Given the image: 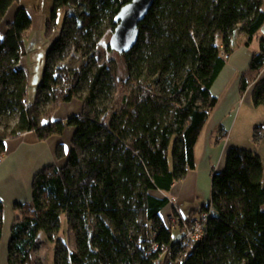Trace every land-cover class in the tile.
<instances>
[{"label":"trees","instance_id":"trees-1","mask_svg":"<svg viewBox=\"0 0 264 264\" xmlns=\"http://www.w3.org/2000/svg\"><path fill=\"white\" fill-rule=\"evenodd\" d=\"M131 1L53 0L44 37L59 35L34 106L30 72L17 69L28 57V10L20 7L0 36V159L6 141L24 133L47 142L76 130L69 156L63 145L56 148L66 164L39 171L31 201L16 203L9 264H30L41 232L54 245L53 264H264V164L257 154L228 150L224 170L212 174L211 202L184 218L191 224L211 213L207 235L194 248L173 239L161 216L170 201L157 196L197 167L195 147L219 104L211 90L225 55L250 48L261 34L250 71L264 68V0H157L139 26L137 46L120 55L130 88L117 111L114 80L95 57L99 48L114 52L107 38ZM19 3L0 0V24ZM70 50L81 56L77 67L75 57L66 62ZM241 85L244 93L250 86ZM252 95L254 107L264 106V80ZM73 100L83 103L82 112L55 123L61 105ZM228 136L220 126L217 142ZM4 211L0 200V244ZM63 216L76 252L59 238Z\"/></svg>","mask_w":264,"mask_h":264},{"label":"crops","instance_id":"crops-1","mask_svg":"<svg viewBox=\"0 0 264 264\" xmlns=\"http://www.w3.org/2000/svg\"><path fill=\"white\" fill-rule=\"evenodd\" d=\"M42 1L20 0L18 5L13 6L8 11L6 19L0 24V36L7 34L8 25L15 20L20 7L26 8L32 16L33 29L31 34L33 36L44 34L45 25L52 13L54 4L53 0H47L46 6H42ZM251 48L252 46L247 48L243 45L236 49L227 61V65L219 78L213 84L211 93L219 99V104L215 107L216 109L211 114L207 125L202 130L195 147L196 169L189 172L188 177L182 183L175 184L171 192L167 194L157 193L158 197L167 198L170 204L172 200H175L183 217H188L195 209L211 202L212 174L222 172L226 166L225 161L228 153L226 140L228 137L217 142V132L220 126L228 131L227 118L234 111L235 104L243 99L241 78L246 73H252L250 64L255 53L251 51ZM82 110L83 103L73 100L61 105L53 121L55 123L66 121L73 115H79ZM75 131L73 128H68L63 135L51 137L47 142H41L35 133L30 132L6 141V154L0 164V200L5 207L4 231L0 244V264H9L8 248L12 227L17 218L16 203L25 204L31 201L32 182L39 171L48 168V166L59 168L66 164V160H57L56 148L58 145H63L66 154L69 156ZM170 204L162 210L161 216L170 212Z\"/></svg>","mask_w":264,"mask_h":264},{"label":"rangeland","instance_id":"rangeland-1","mask_svg":"<svg viewBox=\"0 0 264 264\" xmlns=\"http://www.w3.org/2000/svg\"><path fill=\"white\" fill-rule=\"evenodd\" d=\"M47 0L42 1V6H46ZM45 9V8H44ZM66 11V10H65ZM63 11L60 15V22L62 23L64 19V12ZM51 14L49 16L48 21L51 19ZM47 21V22H48ZM59 34L58 32L55 33L54 36ZM31 34L27 41L31 40ZM44 36V34L39 35ZM261 34L255 38L254 44L252 45L251 51L255 53L260 48V39L259 37ZM34 37V36H33ZM53 39V38H52ZM50 39V41H52ZM110 36L107 38V42L109 43ZM77 58V61L71 64L72 68L77 67L81 63V56L78 53H75L74 50H70L66 55V62L71 63L72 58ZM96 66H105L108 68L111 79H113V85L115 86L116 95V108L117 111H120L124 107V96L127 93V89L130 88L128 83H126V72L125 68H123L122 61L123 56H120L117 52H110L107 53L105 48H99L96 53ZM231 58V57H230ZM229 58V59H230ZM228 59V60H229ZM24 68L26 71L29 72L30 69V61L28 57H24L21 59L20 68ZM249 84V88L247 91L241 92L243 99H241L237 104H235V109L228 116L227 122L229 123V136L227 138V151L231 148H240L245 151H250L258 156L261 157L262 162L264 164V106L254 107L253 105V91L256 86L257 82L264 80V68L259 72H250L246 73L245 76L241 78V82L245 81ZM11 121V120H10ZM15 120L11 121L13 125ZM2 123L0 124V130L2 127ZM260 127L261 132V139L257 142L254 139L256 129ZM202 141V140H201ZM202 143V142H201ZM166 214H163V218ZM173 239L175 241H180L184 238L182 232L179 229H173ZM59 238H63L67 241L68 247L71 249L72 252L77 251L76 247V237L74 234H71L66 226V216L62 217V230L60 232ZM54 256H55V249L54 245H49L46 242L45 234L43 232L39 235L38 246L35 251L32 253L31 263L30 264H53L54 263Z\"/></svg>","mask_w":264,"mask_h":264},{"label":"water","instance_id":"water-1","mask_svg":"<svg viewBox=\"0 0 264 264\" xmlns=\"http://www.w3.org/2000/svg\"><path fill=\"white\" fill-rule=\"evenodd\" d=\"M157 0H132L119 13V23L109 40L108 46L118 54L129 53L139 41V26L150 13ZM264 34V29L262 30ZM54 41L44 36H34L26 44L28 60L30 61L29 94L30 105L34 106L38 91L43 86L47 74L49 57L53 50ZM17 69H20L18 67Z\"/></svg>","mask_w":264,"mask_h":264},{"label":"built area","instance_id":"built-area-1","mask_svg":"<svg viewBox=\"0 0 264 264\" xmlns=\"http://www.w3.org/2000/svg\"><path fill=\"white\" fill-rule=\"evenodd\" d=\"M225 58L228 60L230 56L225 55ZM2 163V159H0V164ZM170 212L166 214L163 218L167 228L180 229L184 235V238L179 241L183 247L187 246V248H194L196 245L200 244V242L207 235V224L209 222V218L211 213L206 212L201 216L196 218L193 223L188 224L184 221V218L181 211L178 208L175 200H172L170 204Z\"/></svg>","mask_w":264,"mask_h":264},{"label":"bare ground","instance_id":"bare-ground-1","mask_svg":"<svg viewBox=\"0 0 264 264\" xmlns=\"http://www.w3.org/2000/svg\"><path fill=\"white\" fill-rule=\"evenodd\" d=\"M58 35H59V34H57L56 36H54L51 42H53L54 40H56V39L58 38ZM164 214H165V213H164Z\"/></svg>","mask_w":264,"mask_h":264}]
</instances>
